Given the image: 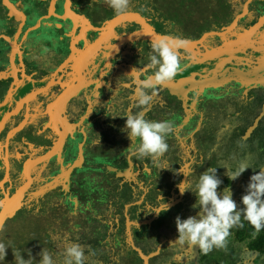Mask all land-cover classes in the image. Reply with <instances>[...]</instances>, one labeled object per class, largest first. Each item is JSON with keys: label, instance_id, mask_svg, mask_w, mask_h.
Returning a JSON list of instances; mask_svg holds the SVG:
<instances>
[{"label": "flooded vegetation", "instance_id": "af4514ba", "mask_svg": "<svg viewBox=\"0 0 264 264\" xmlns=\"http://www.w3.org/2000/svg\"><path fill=\"white\" fill-rule=\"evenodd\" d=\"M214 3L216 29L196 36L180 28L178 6L117 15L103 0H0V264H16L17 250L39 264L42 249L62 264L73 243L85 264H150L140 242L162 248L151 227L164 203L180 206L183 173L194 186L208 167L218 175L248 154L264 159V0ZM161 35L188 40L182 71L142 108L135 88L154 70L131 72ZM221 45L241 47L238 82L220 85L213 59L195 63ZM137 113L174 127L157 160L130 154L126 115Z\"/></svg>", "mask_w": 264, "mask_h": 264}, {"label": "clouds", "instance_id": "9594fccd", "mask_svg": "<svg viewBox=\"0 0 264 264\" xmlns=\"http://www.w3.org/2000/svg\"><path fill=\"white\" fill-rule=\"evenodd\" d=\"M103 3L115 14L123 15L129 11L131 0H103ZM188 43L187 39L172 35H161L150 41L149 63L142 70L133 68L131 72L154 70L137 83L134 94L139 107L148 106L158 86L172 81L182 71L180 50L184 49ZM126 117L125 129L128 130V139L131 142L128 148L131 155L137 159L150 157L157 160L168 152L169 145L166 138L174 132L170 121H150L141 113L129 114ZM246 168L247 166L240 165L231 175L228 171L230 180L237 179ZM183 175L186 179L177 185L179 192L181 195L186 191L194 193L196 201L192 208L198 211L195 216H189L183 220L179 216L175 218L178 235L174 243L195 246L203 254H208L214 248L226 247L230 230L244 226L241 222L242 218L256 232L264 229V170L250 177L245 194L241 197L243 207H238L232 199L231 190L227 187L224 188L222 195H218L217 189L222 181L217 178L216 168L208 167L198 176L194 186L184 173ZM168 208L169 205L164 203L162 210L156 213L167 211ZM3 231L4 224L0 222V232ZM8 247L0 241V261L5 259ZM13 255L16 264H32L33 262L31 255L25 260L19 250ZM39 255L41 257L39 264H57L46 249H42ZM61 255L62 264H85L84 250L79 244L73 243L67 246Z\"/></svg>", "mask_w": 264, "mask_h": 264}, {"label": "trees", "instance_id": "16d2710c", "mask_svg": "<svg viewBox=\"0 0 264 264\" xmlns=\"http://www.w3.org/2000/svg\"><path fill=\"white\" fill-rule=\"evenodd\" d=\"M240 52H242L240 46L233 45L232 48H230V46L221 45L215 50L207 52L206 55L200 54L199 58L195 60V63L213 59L216 62V70L218 71L217 77L221 80L220 85L227 84L230 81L238 82L242 76L241 65L243 62L239 54ZM263 62V60H259V63L262 64ZM248 126L250 127V124H248ZM241 165L247 166V168L235 180H230L227 170L217 175V178L222 181L217 189L218 195L223 194L225 187L229 188L232 192V199L237 203L238 207H243L241 204V197L245 194V188L250 177L261 169H264V159L259 160V158H255L248 154L242 158ZM230 171L229 175L235 170ZM195 201L196 196L191 191H186L183 195L180 194V217H184L182 220L189 216L196 215L198 209L192 208ZM241 222L244 225L243 227H234L230 230L225 248H214L208 254H203L201 252L198 264H264V229L256 232L247 221L243 220V218ZM162 232L164 234L163 238L165 239L156 238L157 236L153 238L152 236V245L154 247L161 245L162 248L160 250H157L158 248L154 249L153 247L152 249L154 250L151 251V249L147 248L146 241L143 243L140 242L142 255L146 256L148 252L152 254V257H147L150 264H164L167 260L172 262L174 255L181 254L189 248L187 245H180V250L171 251L166 249V244L162 242V240L166 239H168V242H174V236L178 235L175 221L172 222V225H170L168 229H163ZM161 243L164 245L162 246ZM247 253L252 254V256L245 260L244 255ZM137 261L139 262L138 264H143L144 259L136 255V262Z\"/></svg>", "mask_w": 264, "mask_h": 264}, {"label": "rangeland", "instance_id": "374dc122", "mask_svg": "<svg viewBox=\"0 0 264 264\" xmlns=\"http://www.w3.org/2000/svg\"><path fill=\"white\" fill-rule=\"evenodd\" d=\"M131 1L134 3V5L130 3V5L133 7H129V9H135L138 13L142 12V15H145V13H143L145 11L155 15L156 13H159V9L163 11L166 6H178L180 10V18L178 17L177 20L180 22V28L185 26L189 32L194 33L196 36L206 32L205 30L216 29V27H213L215 19H218V15L213 12L215 0H174L172 4H170V0H153V2L149 0ZM217 4L218 2H216V5ZM222 6L223 4L220 5L216 13H221V16L224 17L225 12H223ZM165 24L166 23H159L157 24V28L160 29ZM180 35L182 34L180 33ZM171 141L175 143L174 139ZM171 185L168 183V187L159 186V188H154L152 190V196L156 197L160 194L165 197L169 193ZM180 212V206H176L170 211H166L164 213L162 212V214H160L157 218V221L152 224L151 228L154 232L153 238L155 237L156 233L159 232V230L162 231L163 229H168L169 226L172 225V222L175 221V218L177 216L180 217ZM180 218L182 219L184 217ZM200 253L201 251L195 246L189 247L180 255L177 254L175 256V264H198L200 259L199 257L201 255ZM244 256V259L246 260L252 255L247 253Z\"/></svg>", "mask_w": 264, "mask_h": 264}, {"label": "water", "instance_id": "95a60500", "mask_svg": "<svg viewBox=\"0 0 264 264\" xmlns=\"http://www.w3.org/2000/svg\"><path fill=\"white\" fill-rule=\"evenodd\" d=\"M213 34H218V33H213ZM205 36H206V35H205ZM205 36H204V37H205Z\"/></svg>", "mask_w": 264, "mask_h": 264}]
</instances>
